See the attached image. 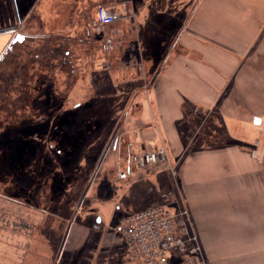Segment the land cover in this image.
<instances>
[{
    "label": "crops",
    "instance_id": "crops-1",
    "mask_svg": "<svg viewBox=\"0 0 264 264\" xmlns=\"http://www.w3.org/2000/svg\"><path fill=\"white\" fill-rule=\"evenodd\" d=\"M113 5L124 6L116 23L107 27L111 39H105L91 32L94 16L88 12L99 6L116 10ZM18 36L24 42L16 45ZM48 37L49 50L57 51L59 42H66L84 52L89 42L103 44L100 37L104 42L121 39L120 50L125 52L116 55L114 66L109 65L110 82L115 89L124 87L120 102L129 104L127 115L148 119L137 124L142 141L133 151L163 146L182 159L190 144L197 146L176 175L180 182L176 192L189 208L204 255L203 243L210 238L223 242L215 238L227 236L218 230L224 219L237 220L243 212L249 222L245 226L253 222L257 228L264 226V0H127L121 4L116 0H0V51L10 44L18 46L31 65ZM64 52V57L76 54L73 49ZM92 52L74 58L75 71L85 68L86 61L90 72L99 71L92 64ZM101 95L94 92L93 100ZM151 129L157 132L159 144L152 142ZM261 149L259 161L252 152ZM23 199L0 192V264H26L30 254L21 246L32 247L34 225L48 226L47 208ZM17 201L18 206L12 205ZM56 215L49 208V230ZM23 225L30 233L24 237ZM59 228L62 231L63 226ZM100 240L105 246L112 235ZM56 243L59 247L61 240ZM72 243L77 246V239ZM52 246L49 242V254L43 257L46 264H75L71 250V256H64L65 249L54 256ZM33 256L37 263L38 254ZM115 263L140 264L100 252L84 264Z\"/></svg>",
    "mask_w": 264,
    "mask_h": 264
},
{
    "label": "rangeland",
    "instance_id": "rangeland-1",
    "mask_svg": "<svg viewBox=\"0 0 264 264\" xmlns=\"http://www.w3.org/2000/svg\"><path fill=\"white\" fill-rule=\"evenodd\" d=\"M116 1L121 4L127 0ZM113 6L116 8V15H119L124 5ZM88 14L93 18L92 11ZM109 28L99 32L105 39L109 37ZM100 39L103 44L100 42L98 46H93L92 42H89L85 52L78 47H68L66 42H59L64 48L60 45L59 49L54 51L49 50L48 37L46 45L38 47L39 55L34 58L32 64L24 71L18 72L21 76L28 75L27 71L31 72L40 82L41 79L52 78L57 69V72L63 69L62 74L67 76L70 84H74L73 81L78 78L80 81L76 82L73 91L69 92L70 103L80 102L86 108L85 112L80 111L75 115L70 113L68 118H63L61 131L53 130L49 120L32 127V132H28L31 147H19V154L16 153V156L11 158L9 166L13 165L18 173L29 172L25 179L20 180L21 186L31 193L35 191L31 188L33 182L37 184L41 189L37 191V198L42 201L41 206L48 210V226L34 225L30 234L28 228L23 225V237L26 234L34 237L32 247L21 246L23 252L29 251L30 254L26 256V264H46L47 260L43 257L49 254V242L54 245V256L59 253V249H65V257L71 256V250L75 264H84L87 258L98 252L111 253L117 260L122 258L124 262L128 261L126 246L118 231L120 219L158 203L177 202L179 194L176 190L180 182L172 175L169 166H174L178 175L186 157L190 155V150L197 148L190 144L184 150L186 152L184 158L182 157L183 161L179 154H168L166 151V164L148 169L146 174L130 169V154L135 152L133 147L142 141L137 124L145 123L148 119L146 115H127L125 107H129V104L126 100L120 102V97L125 92L124 87L120 88L119 85V89H115L114 84L110 82L109 65L114 66L116 55H121V51L125 52L120 50L121 39L114 38L113 41L105 42L102 37ZM66 48L76 51L75 55L70 52L76 59L81 55L90 54L93 50L92 64L97 65L98 73L87 69L88 61L85 68L80 67L75 71L72 64L75 57H62ZM154 57L157 58L158 54L155 53ZM124 60L129 63L127 54L124 55ZM80 63L82 65L84 62ZM77 73H80V76ZM40 91L41 89L39 94ZM100 91L103 97L93 100L94 92L100 96ZM113 94L118 98L112 99ZM120 108L122 109L119 110ZM144 130L146 127L143 132ZM151 130L154 133L152 142L159 144L157 132L155 129ZM3 189L4 187L0 186V192ZM7 196L21 199L28 197L19 187L8 191ZM201 205L204 206L202 203ZM49 208L53 213L56 210L58 214L57 219L54 216L51 218L50 230ZM243 214L239 213L237 220L229 218L220 222L224 226L218 230L227 233V236L222 235L220 238L217 235L215 239L223 242L214 243L210 238V242L203 243L206 251L205 264H264V226H253L257 222L251 223V227L245 226L249 222L245 221ZM211 222L209 220L207 223ZM192 224L194 227L193 219ZM60 226H63L62 231ZM105 235H112V240L104 246L100 239ZM76 239L78 245H71ZM59 240L61 245L58 247L56 242ZM34 254H38L37 263L33 260Z\"/></svg>",
    "mask_w": 264,
    "mask_h": 264
},
{
    "label": "flooded vegetation",
    "instance_id": "flooded-vegetation-1",
    "mask_svg": "<svg viewBox=\"0 0 264 264\" xmlns=\"http://www.w3.org/2000/svg\"><path fill=\"white\" fill-rule=\"evenodd\" d=\"M14 42L19 45L24 40L18 36ZM26 59V51L12 44L0 51V186L4 187L2 194L6 196L8 191L19 187L28 196L25 198L32 206L34 204L46 210L40 204L42 201L37 198L40 187L33 182L31 188L35 191L28 193V189L21 186L20 180L25 179L29 172L18 173L13 165L9 166L11 158L16 156V153L19 154V147H31L28 132H32V127L49 120L53 130L61 131L63 118H68L70 113L75 115L80 111L85 112L86 108L80 102H69V92L74 84H70L67 76L62 74L63 69H59L56 77L41 79L40 82L36 75L28 71V75L21 76L18 72L28 67ZM26 127L31 128L26 130ZM47 142L49 145V135ZM19 204L17 201L12 205ZM1 205L3 204L0 202Z\"/></svg>",
    "mask_w": 264,
    "mask_h": 264
},
{
    "label": "built area",
    "instance_id": "built-area-1",
    "mask_svg": "<svg viewBox=\"0 0 264 264\" xmlns=\"http://www.w3.org/2000/svg\"><path fill=\"white\" fill-rule=\"evenodd\" d=\"M115 10L99 6L94 12L91 32L99 34L113 26L117 19ZM258 140L255 145L258 146ZM131 168L145 173L148 169L166 164L165 147L144 149L130 154ZM259 161L263 149L253 151ZM173 176L174 166H169ZM164 197V196H162ZM179 200V202H178ZM175 203H158L125 215L119 222V233L127 249L128 260L140 264H205L199 235L192 224L188 206L179 196Z\"/></svg>",
    "mask_w": 264,
    "mask_h": 264
},
{
    "label": "trees",
    "instance_id": "trees-1",
    "mask_svg": "<svg viewBox=\"0 0 264 264\" xmlns=\"http://www.w3.org/2000/svg\"><path fill=\"white\" fill-rule=\"evenodd\" d=\"M69 102H70V99H69ZM71 103H75V102H71ZM85 106H86V104H85Z\"/></svg>",
    "mask_w": 264,
    "mask_h": 264
}]
</instances>
